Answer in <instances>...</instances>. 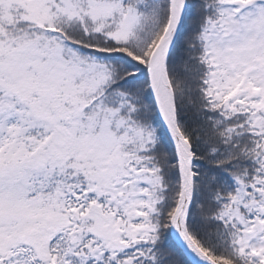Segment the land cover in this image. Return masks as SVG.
Returning a JSON list of instances; mask_svg holds the SVG:
<instances>
[{
	"label": "snow or ice",
	"instance_id": "obj_1",
	"mask_svg": "<svg viewBox=\"0 0 264 264\" xmlns=\"http://www.w3.org/2000/svg\"><path fill=\"white\" fill-rule=\"evenodd\" d=\"M0 264H264V0H0Z\"/></svg>",
	"mask_w": 264,
	"mask_h": 264
}]
</instances>
